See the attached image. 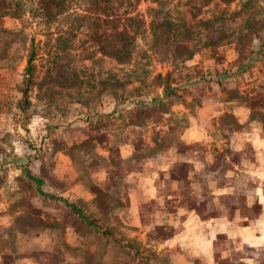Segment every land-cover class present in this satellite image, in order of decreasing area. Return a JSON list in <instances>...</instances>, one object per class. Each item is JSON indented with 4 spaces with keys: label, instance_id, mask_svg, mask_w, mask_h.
<instances>
[{
    "label": "rangeland",
    "instance_id": "374dc122",
    "mask_svg": "<svg viewBox=\"0 0 264 264\" xmlns=\"http://www.w3.org/2000/svg\"><path fill=\"white\" fill-rule=\"evenodd\" d=\"M227 1H231L228 10L240 13L241 19L243 14L245 17L236 24H225L226 39L229 40L230 31L243 28L245 21L257 33L250 59H247L251 55L248 45L240 40L239 34L236 38L241 48L234 45L208 48L175 66L169 55L162 52L157 56L148 52L143 59L136 57L127 67L109 61L92 63L91 58L82 62L83 67H77L66 59L57 75L62 89L58 88L49 97L42 81L52 59L48 53L52 46L49 40L52 33L53 37L58 36V30L43 24L32 0H0V159H8L0 164V187L6 188L2 201L8 202L12 209L28 211L33 221L45 217L48 223L54 220L53 225L55 221H59L58 225L67 224L84 234L87 244L100 237L102 241L114 242L124 253H139L140 243L126 245L128 233L122 227L124 221L113 216V209L119 213L128 206L126 174L138 168L146 155L155 157L170 146L179 152L187 150L188 146L180 140L187 124L184 110L193 111L206 99H241L252 106L256 118L263 116L259 108L264 104V0H224ZM151 8H154L151 3L140 2L136 12L149 22ZM166 10L161 8L159 17ZM187 19L191 20L189 16ZM201 33L194 35L193 52L201 50L199 41L202 44L217 36L216 31L205 36ZM139 43L144 44L140 40ZM32 50L34 84L28 88L30 81L25 69ZM130 70H134L133 76ZM168 73L171 76L167 85L173 90L164 93ZM115 79L126 86L124 96ZM27 88L24 96L23 90ZM134 88L138 89L134 91ZM224 122L234 124L230 115ZM146 135L155 140L153 147L142 146ZM123 140L129 141L134 150L133 161L126 162L120 157L118 145ZM61 171L66 173L62 176ZM43 191H57L59 197L69 191L73 196L65 197V201L82 207L89 217L95 215L102 227L97 232L96 228L84 227L66 211L64 202L43 198ZM91 194L93 199L86 198ZM151 209L146 206V218ZM107 225H111L113 232ZM169 234L170 231L158 226L148 230L152 239H164ZM11 241V238L6 241L7 248L14 250ZM148 250L155 264L157 256L150 251L154 250L151 247ZM253 253L261 264L263 253L250 249L217 262L242 264L237 257ZM85 258L88 260L87 254ZM120 262L129 264L125 259Z\"/></svg>",
    "mask_w": 264,
    "mask_h": 264
},
{
    "label": "crops",
    "instance_id": "0c3cea01",
    "mask_svg": "<svg viewBox=\"0 0 264 264\" xmlns=\"http://www.w3.org/2000/svg\"><path fill=\"white\" fill-rule=\"evenodd\" d=\"M188 110L180 112L187 118L180 140L188 149L179 152L173 146L155 157L146 155L138 168L126 172L128 206L119 213L113 209L128 233L124 243L139 242V253H124L100 237L88 245L84 234L63 222L53 225L54 220L48 223L45 217L33 221L28 211L12 209L2 201L6 188L1 186L0 264H120L123 259L129 264H154L150 247L156 252L150 250L157 256L155 264H218L217 260L245 249L262 252L264 259V104L259 108L262 120L241 99H206L202 106ZM228 115L234 121L231 126L224 122ZM154 145L155 140L146 135L142 146ZM118 150L123 161H133L129 141H121ZM7 160L0 159V164ZM43 192V198L64 202L66 211L84 227L96 232L102 227L95 215L89 217L82 207L65 201L73 196L69 191L62 197L57 191ZM90 196L86 198L93 199ZM147 205L152 209L146 218ZM111 225L106 228L113 232ZM152 226L170 231L169 236L150 238ZM9 236L14 250L7 248ZM254 254L237 259L260 264Z\"/></svg>",
    "mask_w": 264,
    "mask_h": 264
},
{
    "label": "trees",
    "instance_id": "16d2710c",
    "mask_svg": "<svg viewBox=\"0 0 264 264\" xmlns=\"http://www.w3.org/2000/svg\"><path fill=\"white\" fill-rule=\"evenodd\" d=\"M140 2H149L154 8L149 10L150 21L141 19L136 12ZM227 1L224 0H32L35 11L43 24L55 26L58 36L53 37L51 50L52 57L48 61L49 67L45 72V94L52 96L58 88L62 89L60 78L61 65L66 64V59L77 67H83L82 62L90 59V62L109 61L116 66L127 67L135 62V58H145L148 52L157 56L158 52L169 55L173 66L191 60L194 54L204 50L218 49L225 45H234L241 48L240 40L248 45L247 59L253 57V50L257 33L249 26L248 21L243 28L230 31L229 40L225 37L226 23L236 24L242 21L245 15L227 9ZM167 8L162 17L161 8ZM229 8V6H228ZM198 13V15H197ZM8 16L2 14V17ZM188 16L191 18L189 21ZM209 31H216L217 36L204 43L199 41V49L193 52L195 47L194 35L204 36ZM239 32V33H238ZM150 36L151 39H148ZM200 37V36H199ZM139 40L144 42L143 45ZM200 40V39H199ZM53 47V48H52ZM251 49V50H250ZM255 53V52H254ZM256 55V54H255ZM34 51L32 50L25 69V76L30 81L28 88L33 85L31 78L34 75L33 65ZM129 73L133 76L134 70ZM127 74L129 76L130 74ZM146 74V73H145ZM116 77V74L108 73ZM138 75V74H134ZM170 73L166 77L164 93L172 91L168 86ZM161 76H157L160 79ZM137 81V80H136ZM121 86V96L126 94V86ZM28 88L23 90L27 95ZM138 88H134L136 91ZM26 102V101H25ZM175 148L173 146L168 149ZM167 149V150H168Z\"/></svg>",
    "mask_w": 264,
    "mask_h": 264
}]
</instances>
